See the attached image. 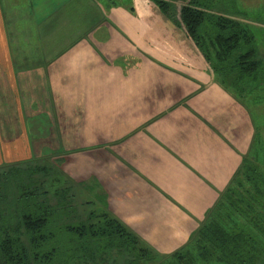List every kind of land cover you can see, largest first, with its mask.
Returning a JSON list of instances; mask_svg holds the SVG:
<instances>
[{
  "label": "crops",
  "instance_id": "1",
  "mask_svg": "<svg viewBox=\"0 0 264 264\" xmlns=\"http://www.w3.org/2000/svg\"><path fill=\"white\" fill-rule=\"evenodd\" d=\"M258 85L264 79L246 95ZM6 93L0 164L51 150L52 137L34 138L40 125L81 127L83 139L67 155L77 161L75 174L88 162L87 178L103 181L114 212L142 237L148 240L123 214L137 211L148 228L144 217L162 196L185 215L188 234L179 240L175 233L170 250L148 240L163 253L188 239L245 156L262 157L257 122L244 115L240 97L153 0H0ZM227 121L235 126L228 139ZM28 126L35 127L31 137ZM112 143L121 145L120 157Z\"/></svg>",
  "mask_w": 264,
  "mask_h": 264
},
{
  "label": "trees",
  "instance_id": "2",
  "mask_svg": "<svg viewBox=\"0 0 264 264\" xmlns=\"http://www.w3.org/2000/svg\"><path fill=\"white\" fill-rule=\"evenodd\" d=\"M242 98L263 78L251 21L221 0H153ZM236 91V93H235ZM85 195V196H84ZM264 264V161L245 156L188 239L163 253L120 218L98 177L50 157L0 164V264Z\"/></svg>",
  "mask_w": 264,
  "mask_h": 264
},
{
  "label": "rangeland",
  "instance_id": "3",
  "mask_svg": "<svg viewBox=\"0 0 264 264\" xmlns=\"http://www.w3.org/2000/svg\"><path fill=\"white\" fill-rule=\"evenodd\" d=\"M220 2H222L221 4L228 6L229 8L227 11L228 13L240 14L239 11H241L242 14H244V16H247L246 18L252 20V22L257 23L256 25L253 26V28L257 36V45L260 46L261 48L260 50H263L262 52H260V57L264 59V0H221ZM161 15L164 16L162 12ZM263 79H264V74L262 80ZM250 89H252L250 90L251 93L245 95L244 98L242 97L239 99L240 101H242L241 103L244 105L245 109L249 108L248 110L244 109V115L246 117L247 116L249 117L251 113V115L254 118V121L257 122L258 133L256 136V140H257L256 144L257 145L261 144L259 146L260 149L262 150V152H260L262 156L260 160L264 161V155H262L264 154V150H263L264 149V88H261L258 85L257 90L253 89L252 87ZM9 104H10L9 93L0 94V108L3 105L9 106ZM6 112L7 110L3 111L0 109V113L2 115L6 114ZM8 112L10 114L11 110H9ZM7 119L11 125V119L9 117H7ZM211 119L214 122H217L216 119H218V117L217 115H215L214 117L211 116ZM227 119H229V117H227ZM60 126L40 125L39 133H36L34 138L38 136H48V135L49 138L52 137V140L50 142L52 148L49 145L51 150H47L43 155L50 157L51 161L57 164L58 166L61 165L62 167H64V170L69 172L71 176L72 175L73 177L76 176L78 180H85L87 179V170L89 166L88 162H86L87 159L85 160L87 164H84L85 163L84 162L83 163L84 165H82L83 167L81 170V174H79V172H76L75 174V171L78 168L76 166L77 161L73 163L70 159L71 158L70 154L68 153V151H71L79 146V142H80L79 140L82 141L83 134L82 132L78 131L81 130V127L75 125H60ZM62 128L64 129V131H62ZM234 128L235 126L230 125V121H227V128L224 131V135L225 137H227V139ZM28 131L31 137L35 131V127L28 126ZM60 133L62 134V136H60ZM66 138L72 141L70 142ZM55 141H58V143L60 142L62 143L63 146L62 149L56 147L58 144ZM122 142L125 143L126 141L122 140ZM123 146L124 145L122 144V147ZM108 148L112 149L113 151H116L119 157L121 156L120 154V151L122 150L121 145L112 143L111 146H108ZM255 150L258 152L256 147ZM67 155L70 158H68ZM178 178L180 177L178 176ZM107 179H108L107 176L106 178H103V180L105 181H107ZM177 182L180 183V181ZM154 199H155V205H154L155 213L153 215L151 213L150 215L147 214L144 217L145 219H148L147 221L148 228L141 225V223L143 222V218L140 215V213L137 215L136 209H135L136 212L132 211L129 214H123V217L132 224L137 223L138 229L145 233L147 239L150 242H152L153 244L155 243L154 245H156L161 251L167 252L165 250H170L174 246L175 241H173V239L174 236L176 235L175 233L181 235V238H179V240L187 236L188 226L186 224L188 223V221H186L187 219L186 217H184L185 215L182 214L181 210H177L175 207H173V203H171L169 199H167L169 201V203L167 204H164L165 199L162 196H158ZM111 201L115 203L114 199H111ZM115 207L118 208L116 204ZM201 264H205V263H201ZM210 264H221V263L215 262Z\"/></svg>",
  "mask_w": 264,
  "mask_h": 264
}]
</instances>
